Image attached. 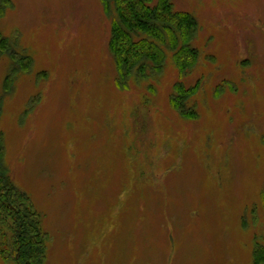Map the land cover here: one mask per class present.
I'll return each instance as SVG.
<instances>
[{"label": "rangeland", "instance_id": "374dc122", "mask_svg": "<svg viewBox=\"0 0 264 264\" xmlns=\"http://www.w3.org/2000/svg\"><path fill=\"white\" fill-rule=\"evenodd\" d=\"M172 1L200 22L196 68L168 55L124 86L100 0H10L0 19L33 60L9 92L0 59V129L45 264H256L264 248V0ZM177 82L198 85L194 119Z\"/></svg>", "mask_w": 264, "mask_h": 264}, {"label": "trees", "instance_id": "16d2710c", "mask_svg": "<svg viewBox=\"0 0 264 264\" xmlns=\"http://www.w3.org/2000/svg\"><path fill=\"white\" fill-rule=\"evenodd\" d=\"M100 2L111 23L109 49L120 86L127 85L130 79L145 83L159 79L168 55L181 76L196 68L201 53L194 43L201 25L195 13L178 10L172 0ZM11 6L10 0H0V19ZM2 57H8L14 64L5 81V89L10 92L14 77L19 72H29L33 60L13 46L0 30V59ZM197 86L187 90L182 82H177L179 97L172 96V102L182 116L197 117L195 104L190 106L192 101L187 104L198 90ZM1 115L0 106V118ZM48 242L41 214L10 175L5 136L0 129V257L11 259L15 264H45ZM255 257L256 264H262L264 248L258 250Z\"/></svg>", "mask_w": 264, "mask_h": 264}]
</instances>
